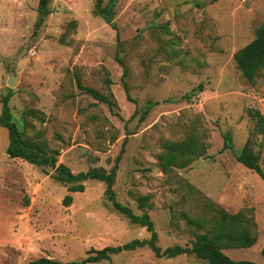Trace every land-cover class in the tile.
<instances>
[{"label": "rangeland", "instance_id": "1", "mask_svg": "<svg viewBox=\"0 0 264 264\" xmlns=\"http://www.w3.org/2000/svg\"><path fill=\"white\" fill-rule=\"evenodd\" d=\"M39 2L0 0V114L1 98L10 93L13 120L25 138L58 149V163L74 173L111 171L127 136L117 200L136 214L149 212L162 250L191 243L198 229L185 214H204L203 198H209L255 217L257 242L225 252L264 264V179L224 147L226 136L237 151L245 144L255 125L248 108L264 113V69L252 84L233 57L264 23V0H119L117 29L95 13L97 0H50L51 12L36 29ZM79 81L117 105L98 101ZM191 132L209 144L206 155L164 173L162 142ZM262 139L256 134L253 145L264 170ZM9 142L0 125V264L41 256L81 260L92 249L150 238L114 207L104 181L89 178L83 191L69 192L72 184L58 180L54 168L10 156ZM81 146L97 161L81 154ZM68 193L73 201L66 205ZM145 194L151 199L141 208L137 198ZM111 263L209 264L189 254L158 257L148 245L88 264Z\"/></svg>", "mask_w": 264, "mask_h": 264}, {"label": "trees", "instance_id": "2", "mask_svg": "<svg viewBox=\"0 0 264 264\" xmlns=\"http://www.w3.org/2000/svg\"><path fill=\"white\" fill-rule=\"evenodd\" d=\"M103 2V0H97L95 13L101 16L114 29H117L114 19L119 0ZM49 3L50 0H40L38 6L39 17L35 24L36 29L42 26L51 12ZM233 57L243 76L249 82L255 84L264 69V23L256 29L255 38L236 50ZM126 74L127 68L125 67L124 75ZM79 85L98 101L107 103L109 107L113 108L117 105L116 100L111 96L105 95L95 88L83 86L80 81ZM125 90L129 98L126 83ZM10 96V93L2 96V111L0 114V125L7 128L9 132L10 142L7 147V152L10 156L20 157L38 166H50L54 168L58 180L72 184L68 188L69 192L83 191L84 184L82 181L89 178L104 181L106 183L105 194L113 203L114 207L126 215L131 222L140 224L151 233L150 238L147 239L137 238L117 246L92 249L89 251V255L81 260L61 261L48 256H41L26 264H88L102 260L111 261L112 254H118L124 250H134L146 245L150 246L158 257H174L180 254H189L195 255L198 259L207 261L209 264H259L247 259H233L224 252L225 249L251 247L257 242L258 232L255 217L243 209L231 213L209 198H203L206 207L204 214L197 216L191 215L188 212L185 214L188 223L195 225L198 229L191 243L184 246L176 244L162 250L161 246L157 243L158 233L149 212L145 210L142 214H136L131 207L117 200L114 183L118 164L126 151L127 136L116 158V164L112 167L111 171L104 173L99 168H92L86 172L74 173L64 163H58L57 156L60 154L58 149L50 151L42 143L25 138L23 130L13 120L9 106ZM136 114L137 110L130 119L134 118ZM248 115L255 121V125L250 131L243 147L237 151L230 136L225 137L224 147L232 149L236 159L240 163L264 179V170L261 166L262 152L261 150H257L253 145L256 134H261L263 136L262 144L264 146V113L258 108H248ZM208 148L209 144L196 132L189 133L182 140L166 139L162 142V150L158 155L159 165L164 173L173 174L177 169L188 168L195 160L204 157ZM188 185L191 191L196 194L200 193V190L193 184L189 182ZM149 199H151L150 194L139 195L137 198L141 208L147 205ZM63 201L66 205L71 204L73 201L72 194L68 193ZM262 254L264 256V246Z\"/></svg>", "mask_w": 264, "mask_h": 264}, {"label": "water", "instance_id": "3", "mask_svg": "<svg viewBox=\"0 0 264 264\" xmlns=\"http://www.w3.org/2000/svg\"><path fill=\"white\" fill-rule=\"evenodd\" d=\"M16 83V79L14 76H10L9 79H8V85L9 86H14ZM80 152L81 154L83 155H86L88 154V158L92 161H97V158L94 157L92 154H91V150L87 147V146H81L80 148ZM100 171L104 172V173H107V171L104 169V168H100Z\"/></svg>", "mask_w": 264, "mask_h": 264}, {"label": "crops", "instance_id": "4", "mask_svg": "<svg viewBox=\"0 0 264 264\" xmlns=\"http://www.w3.org/2000/svg\"><path fill=\"white\" fill-rule=\"evenodd\" d=\"M231 249H235V248H231ZM226 250V249H225ZM225 250H224V252H225ZM226 253V252H225ZM227 254V253H226Z\"/></svg>", "mask_w": 264, "mask_h": 264}]
</instances>
